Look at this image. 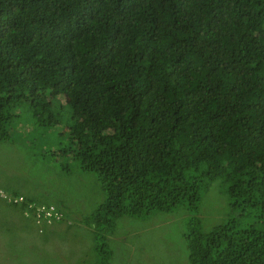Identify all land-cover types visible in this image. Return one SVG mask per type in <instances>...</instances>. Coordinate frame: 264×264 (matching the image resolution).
Returning <instances> with one entry per match:
<instances>
[{
    "label": "trees",
    "instance_id": "trees-1",
    "mask_svg": "<svg viewBox=\"0 0 264 264\" xmlns=\"http://www.w3.org/2000/svg\"><path fill=\"white\" fill-rule=\"evenodd\" d=\"M263 22L264 0H0V140L19 104L68 131L105 193L97 264L118 218L184 204L187 264H264ZM218 179L260 226L202 229Z\"/></svg>",
    "mask_w": 264,
    "mask_h": 264
},
{
    "label": "rangeland",
    "instance_id": "rangeland-1",
    "mask_svg": "<svg viewBox=\"0 0 264 264\" xmlns=\"http://www.w3.org/2000/svg\"><path fill=\"white\" fill-rule=\"evenodd\" d=\"M14 113L18 116L10 117L8 138L0 140V264L99 263L93 228L85 219L105 199L97 174L81 171L77 161L63 156L59 148L67 145L68 131L62 125H38L30 105L19 104ZM1 193L57 204L65 218L50 226L37 222ZM198 206L204 231L229 220L261 225L259 212L235 204L220 179L202 192ZM189 216L185 204L140 218L122 216L98 243L112 250L109 264H187Z\"/></svg>",
    "mask_w": 264,
    "mask_h": 264
},
{
    "label": "built area",
    "instance_id": "built-area-1",
    "mask_svg": "<svg viewBox=\"0 0 264 264\" xmlns=\"http://www.w3.org/2000/svg\"><path fill=\"white\" fill-rule=\"evenodd\" d=\"M1 197L13 205L22 207L24 212L35 217L37 222L43 220L45 223L50 224L63 218L62 212L54 204L38 203L27 199L23 195L11 196L1 193Z\"/></svg>",
    "mask_w": 264,
    "mask_h": 264
},
{
    "label": "clouds",
    "instance_id": "clouds-1",
    "mask_svg": "<svg viewBox=\"0 0 264 264\" xmlns=\"http://www.w3.org/2000/svg\"><path fill=\"white\" fill-rule=\"evenodd\" d=\"M16 195V194H15ZM19 195H22V194H19ZM24 196V195H23ZM26 197V196H25ZM27 198V197H26ZM27 199H29V198H27ZM29 200H32V199H29ZM34 201V200H33ZM36 202V201H35ZM39 203V202H38ZM9 204H12V203H9ZM45 204H47V203H45ZM48 204H53V203H48ZM13 205V204H12ZM55 205V204H54ZM56 206V205H55ZM63 214V213H62ZM64 215H63V218L60 220V221H63L64 220ZM60 221H55V222H60ZM55 222H52V223H50V224H53V223H55ZM50 224H48V225H50Z\"/></svg>",
    "mask_w": 264,
    "mask_h": 264
},
{
    "label": "crops",
    "instance_id": "crops-1",
    "mask_svg": "<svg viewBox=\"0 0 264 264\" xmlns=\"http://www.w3.org/2000/svg\"><path fill=\"white\" fill-rule=\"evenodd\" d=\"M22 195H24V196H26L27 198H29V199H32L30 196H28V195H26V194H22ZM8 204V203H7ZM58 206V205H57ZM59 207V206H58ZM60 208V207H59ZM64 213V212H63ZM50 226V225H49Z\"/></svg>",
    "mask_w": 264,
    "mask_h": 264
}]
</instances>
